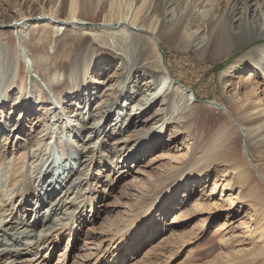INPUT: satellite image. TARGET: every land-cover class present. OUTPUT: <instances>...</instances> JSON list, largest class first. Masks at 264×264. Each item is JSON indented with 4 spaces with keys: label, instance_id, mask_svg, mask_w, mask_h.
<instances>
[{
    "label": "bare ground",
    "instance_id": "1",
    "mask_svg": "<svg viewBox=\"0 0 264 264\" xmlns=\"http://www.w3.org/2000/svg\"><path fill=\"white\" fill-rule=\"evenodd\" d=\"M222 1L223 5L220 0H199L193 7L192 0H55L37 12L19 11L18 17L16 12L14 18L7 13L13 8L2 6L13 7V1L0 0V23L17 31L25 55L22 60L31 72L29 83L28 78L19 77L13 60L22 53L0 42V108L8 106L11 115L22 111L19 123L32 109L38 108L39 117L21 144L2 149L0 141V160L5 159L0 162V264L36 260L43 264L42 253L53 251L56 235L71 228V238L83 225L85 212L96 208L100 212L103 204L98 205V200L107 186L113 183L114 188L121 175H132L130 170L139 164L162 160L168 162L165 173L135 185V202L118 220V233L101 241L100 245L107 240L115 243V252L102 264L131 257L133 249L150 241L148 230L160 236L164 229L159 227L158 212L166 203L193 201L209 218L226 207L223 193L233 196L234 189L239 191L236 199L255 210L256 224L249 230L259 242L255 252L264 258V172L257 174L254 165V156L264 161V110L255 111L251 104L237 106L245 83L238 86L231 78L235 71L254 64H258L254 78L264 77V42L251 46L221 71L218 82L223 100L207 101V109L217 114L209 118L199 110L206 108L199 103L200 96L176 78L162 54L163 39L193 48L199 59H217L264 38V0ZM185 2L191 5L179 7ZM90 22L101 23L102 34L86 42L90 33L83 27ZM101 66L102 71L89 79L90 68ZM28 84L33 91L29 101ZM48 91L52 96L45 103ZM151 102L158 107L148 108ZM218 116L221 121L216 120ZM159 122L163 127L155 126ZM166 125L171 126L167 142L163 141L170 146L169 153L151 158ZM17 135L16 131L13 138ZM56 145H64L60 156L50 150ZM126 151L122 162H116V155ZM20 152L25 157L17 160ZM211 172L219 173V180L201 193L207 196L204 199L210 194L219 198L198 205L202 196L192 194L190 187L201 188ZM195 179L197 183L192 184ZM177 194L183 197L176 200ZM180 222L174 217L171 224ZM126 236L131 239L120 244ZM136 241L138 246L133 245ZM89 260V256L83 259L85 264Z\"/></svg>",
    "mask_w": 264,
    "mask_h": 264
},
{
    "label": "rangeland",
    "instance_id": "2",
    "mask_svg": "<svg viewBox=\"0 0 264 264\" xmlns=\"http://www.w3.org/2000/svg\"><path fill=\"white\" fill-rule=\"evenodd\" d=\"M12 1L13 7L4 5L2 6L6 9L13 8L14 10H16L14 13L13 9H11V11H7V13L14 14V18H17L19 15H21V13L29 14L30 12H37L42 5L49 7L50 5L55 3V0H45L46 2H43L44 0ZM161 1L163 2L164 0ZM196 1L199 0H192L193 7V3H195ZM220 3L223 5L224 2L220 0ZM186 5L191 4L185 2L184 4H180L179 7L182 6L184 8ZM19 11L21 12L20 14L18 13ZM16 12L17 17L15 16ZM4 21L7 20L4 19ZM83 28L84 31L90 33V35L87 36L85 40L86 42H89L91 38H94V36L96 37V35L99 36L100 34H102L103 27L102 24L99 22H90ZM111 30L112 28L110 27L109 31ZM108 33L110 32H107V35ZM130 37L131 35L128 36L129 39L126 42H130ZM0 42H4L5 48L7 47V49L9 50H21V47L18 43L19 36L17 34V31L12 28L11 25L0 23ZM161 42L162 47L165 49V51L162 50L165 64L168 63V65H170L169 67L170 69H172L177 79H180L182 82H185L191 87V89H194L197 92L198 96H200L199 103L205 106L208 100H223L221 96L222 90H220V85L218 82L219 74L221 73V71L225 70L228 66H230L239 55H241L244 51L248 50L251 46L264 42V38H259L249 46L245 47L243 50H237L229 56L217 59L210 57L205 58L206 60L199 59L196 51L193 50V48H181L180 46H177L172 43V41H166V39H163ZM20 52L22 53V51ZM22 57H25V55H16L13 60V64L15 63V65H17V75L19 77L28 78L29 83V78L31 77V72L29 71V64L27 65L25 61L22 60ZM257 67L258 64H254L253 66L248 67L245 70H237L234 72V76L231 77L232 81H234L235 84H237L238 86H241L242 83H245V85L243 87L241 86L240 88V96L238 98L239 102L237 106L245 107L248 104H251V108L255 111L262 109L264 110V77H261L260 75L258 78H254V75L258 74ZM103 68L104 66L98 68H90L88 78L91 79L93 78V76L95 77V75L102 71ZM82 78L87 81L85 77ZM13 86L9 90L10 92L13 90ZM30 86V84L27 85V101H29L31 95H33V91L30 90ZM14 92H17V90H14ZM30 92H32V94ZM96 92H98V90H96ZM111 92L114 94L112 90ZM234 92L235 91H233V93ZM5 96L8 98V94H5ZM51 96L52 93L48 91V96L46 98L45 103L49 101ZM146 101L147 99H145L144 102ZM152 102L148 105V108L158 107V105H152ZM7 107L8 106L3 109L0 108V141L2 149H8L9 147L14 148L17 144H21L24 139L28 135H30L29 129L34 126V124H36V122L39 120V117H37L38 108L35 110L28 109L29 112L27 113L26 118L21 123H19L18 119L20 118V113L22 111L18 113L16 112L11 115L10 112L6 111ZM205 107L206 108L200 107L199 109L201 112H203V117L209 118V116H212L213 114L214 116L217 115L211 110H208L207 106ZM232 112L235 115V111L232 110ZM216 120L221 121L222 117L220 118L218 116L216 117ZM48 124L50 123L48 122ZM54 124V127L57 128V122H54ZM155 126L163 127L161 126L160 122L156 123ZM208 126L210 127L211 123H208ZM170 127L171 126H165V135L163 138H160V141L158 140L159 142L156 147V150L149 154L152 155L151 158H161L162 155L169 153L170 146H165V143L167 142L166 139H168V132L170 130ZM9 128L10 130L12 129V132H9ZM4 131H8V133L5 134ZM16 131L18 135L13 138V135ZM61 138H64V135H61ZM165 140L166 142H163ZM133 143L135 144L136 141H133L132 144ZM161 146L164 148L161 149ZM237 147L241 149L240 142L239 144H237ZM63 148L64 145H56L50 150L56 153L55 155L60 156ZM20 153V155L19 153L17 154V160H20L25 157L24 152ZM127 153L128 151L123 154L118 153L115 158L116 162L121 163V160H123V157H125ZM256 157L258 156H254V165L256 167L257 174H259L260 172H264V161H259ZM151 158L146 159V164ZM4 160L5 159H1L0 162L3 163ZM166 162V160H162L154 165L149 164L148 166L139 164L137 166V169H132L134 171L130 170V173H132V175L125 178H123L124 175H121L119 179L116 180L114 188H112L113 183L110 184V186H107L104 196L100 198L101 200H98V205L103 204V207L101 208L100 212L98 211V208H96V210L93 209L91 213L85 212L84 215L86 216L83 218V225H79L78 228H80V230L77 233L76 231L78 230V228L75 229L71 238V228L63 231L59 236L56 235L55 242L52 245L53 251L50 252V249H48V251H44L42 253L44 257L43 259H45L43 264H85L83 261L85 256L90 257V260L86 264H102L101 262H105V258H107V256L109 257L111 253L115 252V243H113L114 241L110 240H107L105 243H102V245H100V243L102 240H105V238L107 239L108 234H112L111 236H113V234H116V232L118 231V220L123 216L127 215L128 208H131V204L135 202V185L144 184V182L149 178L154 179L161 177L165 173L164 170L166 169L168 164V162ZM218 170L220 171L221 168ZM137 171L144 174L140 175L136 173ZM229 173L230 172H228V174ZM205 178L206 176L204 177V179ZM218 180L219 173L217 174V172H211L207 179L208 183L204 184L201 188L197 184L190 187V190H192V194L196 193V195L198 194V197L202 196V198H199V201L197 203L198 205H202V203H205L209 200L213 202L216 201V198H219V195L216 196L214 194H210L211 196L209 198L204 199V197L207 196L201 193V189H203L204 187H207L206 189L213 188L214 183L218 182ZM194 183H197L196 179L192 184ZM262 183L264 185L263 181ZM180 184L179 189L181 190V188L184 187V184L182 182H180ZM128 186H132V188L129 189ZM138 187L139 186H137L136 188ZM140 189L142 190L143 188L140 187ZM217 191L220 194V185L218 186ZM238 192V189H234L233 196H229L230 192L223 193L224 201H226L225 208L232 204L230 210H227L228 216L226 217H224V215L226 214L225 208L218 210L219 212H213L208 218L207 212H200V210H198L196 206H194L196 205V203L193 201L189 204L185 203L186 199H183L184 204L182 205H172L173 203H166V208L164 207V209L158 212L159 222L161 223L159 227L161 229H164L163 233L159 236L156 233L153 234V229L148 230V235L151 237L150 241L147 242V244L141 246L139 245L140 242L136 241V243L133 245L139 246L135 248V250L133 249L131 257L127 258L125 260L126 262L116 261V263L114 261L112 264H264L263 256L260 253L255 252V247L259 245V242L255 241V239L253 240L249 230L256 224L257 216L254 215L255 210H252L250 206H246L247 204H241V199H236V196H238ZM181 197L183 196L178 195L176 200L180 199ZM170 198V196L166 197V200L169 201ZM164 204L165 203L163 202H159L158 205ZM171 208L178 209L172 210ZM88 210H90V207L88 208ZM22 214L23 212L18 214L16 217L19 218ZM174 217L177 220L180 219V221L182 222L177 224H171V221L174 219ZM151 221H154V217H152ZM135 230L137 229H131V231L133 232ZM219 231H221L222 233L219 234ZM128 239H131L130 236L123 237V239L120 241V244ZM67 243H70V246L68 247V250L66 252ZM128 244L129 243H126L127 246ZM206 246L209 248V250L208 248L205 249ZM207 251L210 253H207ZM32 264L41 263L40 261L36 260Z\"/></svg>",
    "mask_w": 264,
    "mask_h": 264
}]
</instances>
